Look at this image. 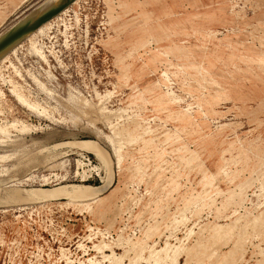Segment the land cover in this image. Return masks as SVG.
Returning a JSON list of instances; mask_svg holds the SVG:
<instances>
[{"label":"rangeland","instance_id":"obj_1","mask_svg":"<svg viewBox=\"0 0 264 264\" xmlns=\"http://www.w3.org/2000/svg\"><path fill=\"white\" fill-rule=\"evenodd\" d=\"M46 1L0 0V33ZM42 27L0 60V264H264V0H77Z\"/></svg>","mask_w":264,"mask_h":264},{"label":"bare ground","instance_id":"obj_2","mask_svg":"<svg viewBox=\"0 0 264 264\" xmlns=\"http://www.w3.org/2000/svg\"><path fill=\"white\" fill-rule=\"evenodd\" d=\"M57 0H47L46 2H44L41 7L39 9H37L35 12L31 13V14H35L37 13L38 11H40L41 9L45 8V7H48L49 5L53 4L54 2H56ZM77 0H74L69 6H67L65 9H63L60 13H58L57 15H55L53 18H51L50 20L46 21L45 23H43L42 25H40L36 30H34L33 32L27 34L21 41L17 42L16 44H14L8 51H6L1 57H0V60H4L6 57H7V54L10 53L12 50L14 51L15 48L17 46H19L27 37H29L32 33L36 32V33H39L42 31L43 27L46 23L50 22L52 19H54L55 17H57L59 14H61L63 11H65L66 9H68L73 3H75ZM30 14V15H31ZM6 56V57H5ZM4 58V59H2ZM14 93H16V95L18 97H21L22 99H25L23 98L22 94L20 93V91H18V89L16 88V86L13 87V90H12ZM26 101V100H25ZM1 129H5V127L1 126ZM97 144V143H96ZM76 148L80 149V150H88V151H91V152H94L95 155L100 159L102 160L105 164L107 163V160L106 158L108 159V156H106V152L103 150V153L102 152V148L101 150L99 149V147L101 146H98L96 147L94 145V143H92L91 141H85V140H82V141H77L74 145ZM55 148V147H54ZM48 149V148H47ZM90 153V152H89ZM105 154V155H104ZM54 156V155H53ZM106 156V157H105ZM51 157V156H50ZM48 159V158H47ZM109 160V159H108ZM104 164V165H105ZM102 165V164H101ZM106 167V166H104ZM109 170V168L107 169V171ZM105 171V169H104ZM109 172V171H108ZM107 172V173H108ZM100 178V177H99ZM108 179V178H107ZM105 180V181H101L100 179V184L98 185H93L92 187L91 186H88V185H71V186H59V187H55L53 189H45V190H40L39 188L38 189H32L30 192H33V195L37 198V199H52V198H55V197H60V196H64V197H67L69 199H81L82 197H91V199L95 200L97 197H99L101 194H103L104 192H106L110 186L112 185V182L113 181H110V178L109 180ZM14 190V189H13ZM18 191V190H17ZM6 192V191H5ZM4 192V194H5ZM9 192V190L7 191ZM6 192V193H7ZM19 192V191H18ZM29 194V193H27ZM20 195V194H18ZM6 196V195H4ZM17 197L16 194H14L12 197ZM21 196V195H20ZM3 197V196H2ZM19 198V197H18ZM5 199V198H3ZM22 199V197H21ZM24 199V198H23ZM30 200V199H29ZM28 200V201H29ZM32 201V200H30ZM13 202V201H12ZM202 253L206 256V257H211L214 255V250L213 248L209 247V246H205L202 250ZM148 264H153L152 262H149Z\"/></svg>","mask_w":264,"mask_h":264},{"label":"water","instance_id":"obj_3","mask_svg":"<svg viewBox=\"0 0 264 264\" xmlns=\"http://www.w3.org/2000/svg\"><path fill=\"white\" fill-rule=\"evenodd\" d=\"M74 0H57L38 11L35 14L30 12L25 14L20 20L0 33V57L8 51L14 44L21 41L27 34L36 30L40 25L53 18L63 9L69 6Z\"/></svg>","mask_w":264,"mask_h":264},{"label":"built area","instance_id":"obj_4","mask_svg":"<svg viewBox=\"0 0 264 264\" xmlns=\"http://www.w3.org/2000/svg\"><path fill=\"white\" fill-rule=\"evenodd\" d=\"M88 159V158H87ZM88 161H89V159H88Z\"/></svg>","mask_w":264,"mask_h":264}]
</instances>
